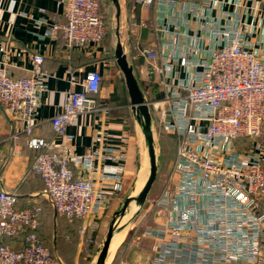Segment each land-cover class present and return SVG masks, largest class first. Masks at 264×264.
I'll return each mask as SVG.
<instances>
[{"label":"built area","instance_id":"built-area-1","mask_svg":"<svg viewBox=\"0 0 264 264\" xmlns=\"http://www.w3.org/2000/svg\"><path fill=\"white\" fill-rule=\"evenodd\" d=\"M164 1L163 19L143 24L155 46L139 50L162 91L149 103L175 141L165 183L150 201L153 223L142 233L152 240L150 264H264V29L228 16L222 0ZM57 2L64 20L49 23L46 34L60 37L66 50L99 45L106 25L100 0ZM45 21L40 15L34 26ZM43 63L42 54H32L29 74L20 77L0 64V104L21 119L25 143L37 149L30 170L42 179L41 193L55 214L85 220L82 230L97 227L122 187L127 153L107 144L100 129L83 154L34 133L50 77ZM102 77L98 69L69 75L79 88L71 87L51 116L54 135L69 142L67 125L79 114L107 110L98 96ZM120 138L126 142L128 132ZM17 198L0 185V264H65L39 234L41 207H20ZM19 232L20 246L1 242Z\"/></svg>","mask_w":264,"mask_h":264},{"label":"crops","instance_id":"crops-1","mask_svg":"<svg viewBox=\"0 0 264 264\" xmlns=\"http://www.w3.org/2000/svg\"><path fill=\"white\" fill-rule=\"evenodd\" d=\"M103 1L100 0L101 10L104 4ZM180 1L185 6L188 3L190 4L191 0ZM222 1V8L227 11L228 16L237 14L243 23H259L258 32L264 29V0ZM109 2L112 4L111 0ZM128 2H130L131 6L127 15L128 19H125V24L128 25L125 30L126 36H124L125 34H122L123 25L121 23V16L123 6H127ZM166 6H168V2L164 0H155L149 6L142 5L137 0H120L119 29L124 52L128 61L133 65V70L136 68L138 72L146 76L150 84L153 83L156 86L159 92L157 99L162 97L161 88L157 83L156 77L147 73L151 61L146 60L140 55L139 50L155 46V35L151 32L149 26L143 24L156 20L161 21ZM40 8H43L44 11H40ZM40 15H44L46 21L39 27H35L34 19ZM63 20L62 6L57 0H0V64H5L12 76H26L29 74L31 68L32 54L39 53L44 56L43 66L49 72L50 77L46 81V88L40 96L39 105L35 113L36 126L34 133L36 135L47 139L52 138L54 144L67 142L74 153L83 154L89 147L95 145L93 135L96 130L100 129L106 135L107 144H120L124 147L127 159L124 163L123 183L111 203L117 202L126 193L130 161L129 154L134 142V136L132 134L133 130L126 125L123 112L120 110L123 107H129L127 91L126 98L123 99L122 92L117 93L112 83L110 86H104L108 73L112 72L115 74L117 71L121 73L116 63L113 66L112 64L109 65L108 57H111L115 62L113 57L115 36L113 34L111 39L112 44H106L107 48L110 47L108 57L104 55L106 48L103 44H86L82 47L66 50L60 37L55 38L46 34L49 23L53 21L61 23ZM107 60L108 63L106 64ZM174 67L179 68V64L175 62ZM93 69L100 70L103 75L98 96L100 100L104 103L106 102L111 107V110L79 114L67 125V133L71 135V139L68 142L65 140V136L53 134L50 118L54 111L61 106L67 91L71 87L79 88L78 85L72 86L69 83V75L73 73L77 76H82L88 70ZM181 74H184L183 70ZM110 97L116 99L112 100ZM145 97L149 100L146 93ZM133 120L135 130L137 131V127L139 126L134 117ZM21 127V119L13 118L6 114L0 104V185L7 190H15L18 196V206L24 207L30 204H38L42 212L44 205L47 203L46 198L41 193L43 181L38 174L30 170L37 149L26 145V135L20 132ZM124 132H128V138L126 142L121 143L120 137ZM13 133H18V136L12 138ZM76 165L75 163L71 164L75 170ZM164 183L165 178L163 179L161 190ZM51 210V215H53L54 211L52 207ZM41 212L40 223L43 222V214ZM150 218L153 223V216ZM40 236L46 243V239L42 233ZM151 241V238L145 237L142 245L137 247L141 249L140 254H143V257H145L143 261L137 264H150ZM111 248H113L112 241L109 247V257L113 253V249ZM51 249L55 250L52 247ZM65 264L70 263L65 260Z\"/></svg>","mask_w":264,"mask_h":264},{"label":"rangeland","instance_id":"rangeland-1","mask_svg":"<svg viewBox=\"0 0 264 264\" xmlns=\"http://www.w3.org/2000/svg\"><path fill=\"white\" fill-rule=\"evenodd\" d=\"M103 2L104 4L102 5V10L106 25L105 34L99 45L103 44V46L106 48L104 51V55H107L108 57L110 47L107 48L106 44H112L111 39L113 37L112 27L114 8L109 0H104ZM130 6V2L127 3V6H123L121 16V23L123 25L122 34H125L126 26L128 25L125 24V19H128L127 15L129 13ZM124 36H126V34ZM108 58L109 65L112 64L113 66L115 62L111 57ZM134 74L141 89L144 92V95L146 93L149 100H157L159 92L156 86H154L153 83L150 84L147 81L146 76L141 72H138L136 68H134ZM111 83L117 93H119L120 91L122 92V97L123 99H125L126 87L122 73L118 71L115 74L112 72L108 73L104 82V86H110ZM152 85L153 87H151ZM99 101L103 102L100 99ZM105 104L108 106L107 110L110 111L111 107L106 102ZM149 106L152 119V132L156 146V158L158 167L157 175L143 205L139 209H137V207L132 202L126 207L124 214L121 216L118 222V228L116 231L117 233L112 237L113 248L111 249H113V253L110 257V252L108 253V258L106 259L105 264H137L145 259V257H143V254H140L141 249L137 247L141 246L145 241V237L142 235L145 226L152 223V219L150 217L152 216L151 213L153 212V206L152 202L150 201L152 197H156L160 193L163 179L166 178L167 173L174 160L175 141L172 138L173 136L170 137L172 134L169 133L161 124L159 118L161 111L156 109L151 103H149ZM120 110L123 112V118L126 125L133 130L132 134L134 136V142L130 148L129 154L130 161L126 193L119 201L110 203L108 207L98 215V219H96L97 227L84 228L83 230L82 228L85 220H82L80 218L77 219L80 221L74 219L71 220L60 215H58L57 217V214H55V212H53V215H51L52 210L50 205H48L47 203L42 209L43 224L41 225V233L46 239V244L50 248L52 247L53 249H55V254L59 258H61L64 263L66 260L70 264H94L98 248L107 230L108 224L112 217V213L114 212V210L121 207L127 195L135 194L137 190L141 188L142 185L137 188V178L141 170L142 172H144V175L147 176L148 174V160L141 130L139 129V127H137V131L135 130L133 116L130 112L129 107H123Z\"/></svg>","mask_w":264,"mask_h":264},{"label":"water","instance_id":"water-1","mask_svg":"<svg viewBox=\"0 0 264 264\" xmlns=\"http://www.w3.org/2000/svg\"><path fill=\"white\" fill-rule=\"evenodd\" d=\"M111 2L114 6L112 31L115 36V43L113 48V57L116 65L118 66L123 76V80L129 98L128 105L144 138V145L148 160V174L141 188L135 194L127 195L121 207L119 209L114 210V212L112 213L111 220L108 224L107 230L98 248L94 264L106 263L110 243L112 237L117 231V225L121 216L124 214L126 207L130 203L133 202L137 209H139L143 205L149 193V190L151 189V186L156 178L158 169L156 158V146L152 132V119L150 113L149 100L145 97L144 92L141 89L138 80L134 74L133 65L128 61L126 53L124 52L123 42L121 41V34L119 29L120 0H111Z\"/></svg>","mask_w":264,"mask_h":264},{"label":"trees","instance_id":"trees-1","mask_svg":"<svg viewBox=\"0 0 264 264\" xmlns=\"http://www.w3.org/2000/svg\"><path fill=\"white\" fill-rule=\"evenodd\" d=\"M110 99H116V98H113V97H110ZM118 99H120V97H118ZM170 135V134H169ZM170 137H172V135L170 136ZM173 138V137H172ZM174 139V138H173ZM170 142V141H169ZM171 143V142H170ZM27 145V144H26ZM36 153H37V151H36ZM167 154H168V151H167ZM36 155V154H35ZM46 201H47V204L48 205H50V203H49V201L46 199ZM50 207H51V205H50ZM41 214H42V212H41ZM65 217V216H64ZM46 218H47V216H46ZM67 218V217H66ZM69 219V218H68ZM72 220V219H71ZM75 220V219H74ZM43 224V222L42 223H40L39 224V227H38V231H39V234H41L40 233V226ZM22 237H23V233L22 232H19L18 234H16V235H14V236H4V237H2V240H1V242L2 243H7V244H10V245H14V246H20L21 245V243H22Z\"/></svg>","mask_w":264,"mask_h":264},{"label":"bare ground","instance_id":"bare-ground-1","mask_svg":"<svg viewBox=\"0 0 264 264\" xmlns=\"http://www.w3.org/2000/svg\"><path fill=\"white\" fill-rule=\"evenodd\" d=\"M140 172V171H139ZM145 178H146V175H144V172H142V170H141V172L139 173V176H138V180H137V188L138 187H140L141 185H142V183L144 182V180H145ZM138 191V190H137ZM134 192H136V191H134ZM117 233V232H116ZM115 233V234H116ZM114 234V235H115ZM112 241V240H111ZM111 244V243H110Z\"/></svg>","mask_w":264,"mask_h":264}]
</instances>
